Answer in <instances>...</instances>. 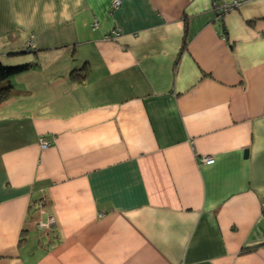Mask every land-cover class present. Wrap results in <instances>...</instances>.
I'll use <instances>...</instances> for the list:
<instances>
[{"label":"crops","instance_id":"1","mask_svg":"<svg viewBox=\"0 0 264 264\" xmlns=\"http://www.w3.org/2000/svg\"><path fill=\"white\" fill-rule=\"evenodd\" d=\"M113 1L0 0V264H264V0Z\"/></svg>","mask_w":264,"mask_h":264},{"label":"trees","instance_id":"2","mask_svg":"<svg viewBox=\"0 0 264 264\" xmlns=\"http://www.w3.org/2000/svg\"><path fill=\"white\" fill-rule=\"evenodd\" d=\"M5 65L6 64H2L0 62V102L9 98V96L13 93V86L8 79L11 76L19 74L31 67V64L29 63L11 66Z\"/></svg>","mask_w":264,"mask_h":264},{"label":"built area","instance_id":"3","mask_svg":"<svg viewBox=\"0 0 264 264\" xmlns=\"http://www.w3.org/2000/svg\"><path fill=\"white\" fill-rule=\"evenodd\" d=\"M120 3V0H114L113 1V6H118ZM239 4V1H234L231 5H227V4H221L219 6V9L221 10H225V8L228 10L229 7H233V6H236ZM120 35V32L118 29L116 28H113L109 31V33L106 35L107 38H110V39H114V38H117L119 37ZM52 143V141H49V140H46L45 138L41 137L40 138V145L44 148V147H47L48 145H50ZM202 161H204L205 163H211L213 161V159L211 157H203L202 158Z\"/></svg>","mask_w":264,"mask_h":264},{"label":"clouds","instance_id":"4","mask_svg":"<svg viewBox=\"0 0 264 264\" xmlns=\"http://www.w3.org/2000/svg\"><path fill=\"white\" fill-rule=\"evenodd\" d=\"M234 1H239V0H233L231 3H229V4H227L226 2H222V3H219V4H217V2H214L213 1V4L216 6V7H219L221 4H227V5H231ZM240 3H241V1H239V4L238 5H236V6H233V7H231V8H234V7H237V6H239L240 5ZM230 9V8H229ZM221 10V9H220ZM221 11H224V10H221ZM111 40H114V39H111Z\"/></svg>","mask_w":264,"mask_h":264},{"label":"bare ground","instance_id":"5","mask_svg":"<svg viewBox=\"0 0 264 264\" xmlns=\"http://www.w3.org/2000/svg\"><path fill=\"white\" fill-rule=\"evenodd\" d=\"M120 4V3H119ZM216 10H217V12H220V9H219V7H216Z\"/></svg>","mask_w":264,"mask_h":264},{"label":"rangeland","instance_id":"6","mask_svg":"<svg viewBox=\"0 0 264 264\" xmlns=\"http://www.w3.org/2000/svg\"><path fill=\"white\" fill-rule=\"evenodd\" d=\"M230 8V7H229ZM230 9H232V8H230ZM224 11H228L226 8H225V10ZM230 11V10H229ZM5 66H11V65H5Z\"/></svg>","mask_w":264,"mask_h":264},{"label":"water","instance_id":"7","mask_svg":"<svg viewBox=\"0 0 264 264\" xmlns=\"http://www.w3.org/2000/svg\"><path fill=\"white\" fill-rule=\"evenodd\" d=\"M247 155V150H245V156Z\"/></svg>","mask_w":264,"mask_h":264}]
</instances>
